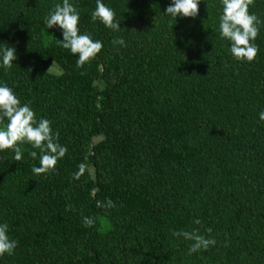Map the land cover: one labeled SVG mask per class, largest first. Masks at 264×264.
Segmentation results:
<instances>
[{
	"label": "trees",
	"instance_id": "16d2710c",
	"mask_svg": "<svg viewBox=\"0 0 264 264\" xmlns=\"http://www.w3.org/2000/svg\"><path fill=\"white\" fill-rule=\"evenodd\" d=\"M59 2L0 0V43L17 57L0 81L68 149L47 176L32 174L28 145L21 162L0 153V222L17 241L0 264H264V23L255 60L238 63L219 37V0L176 22L169 0H104L119 32L90 20L95 0H70L103 44L78 69L43 23ZM249 12L264 21V0ZM105 198L114 209L96 207ZM194 228L216 245L189 255L172 232Z\"/></svg>",
	"mask_w": 264,
	"mask_h": 264
},
{
	"label": "clouds",
	"instance_id": "9594fccd",
	"mask_svg": "<svg viewBox=\"0 0 264 264\" xmlns=\"http://www.w3.org/2000/svg\"><path fill=\"white\" fill-rule=\"evenodd\" d=\"M202 0H169L163 16L171 20L178 18H196L198 6ZM254 0H219L218 7V32L219 37L227 42L228 54L238 63H251L255 60L258 47L255 40L264 21L255 13L249 12V6ZM90 20L102 24L111 32H119V21L115 13L104 0H95V7L90 12ZM45 29H58L62 39L56 40L58 45L76 58V68H82L90 63L101 52L103 44L92 35L82 32L80 28V13L70 0H60L49 9L43 18ZM172 27V26H171ZM113 45L126 46L125 40L117 37ZM17 59L15 49L5 43H0V70L7 72L13 67L12 61ZM59 74H62L60 70ZM258 120L264 122V109L257 113ZM22 145L30 146L28 157L36 161L31 167L35 176H47L56 170L58 161L62 160L68 149L58 142V132L54 131L51 122L44 118H37L29 103H21L12 87L0 81V153L5 150L12 153V159L21 162L24 159ZM85 171L83 164L78 165V170L73 174V179H79ZM96 207L107 212L115 208L111 199L105 198L104 202H96ZM95 218L81 216V224L85 228L94 226ZM199 225V219L193 220ZM7 223L0 222V257L14 255L17 241L8 235ZM211 230L206 229L205 235H200L198 229L191 231H173L172 236L191 241L188 254L204 252L215 246L217 241L210 235ZM227 246V244H225Z\"/></svg>",
	"mask_w": 264,
	"mask_h": 264
},
{
	"label": "rangeland",
	"instance_id": "374dc122",
	"mask_svg": "<svg viewBox=\"0 0 264 264\" xmlns=\"http://www.w3.org/2000/svg\"><path fill=\"white\" fill-rule=\"evenodd\" d=\"M54 71H55V69H54Z\"/></svg>",
	"mask_w": 264,
	"mask_h": 264
}]
</instances>
